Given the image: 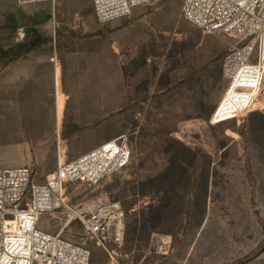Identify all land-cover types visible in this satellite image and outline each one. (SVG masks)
<instances>
[{
    "label": "rangeland",
    "instance_id": "obj_1",
    "mask_svg": "<svg viewBox=\"0 0 264 264\" xmlns=\"http://www.w3.org/2000/svg\"><path fill=\"white\" fill-rule=\"evenodd\" d=\"M30 5L0 0L2 62L11 47L18 59L42 44L27 36L17 41ZM182 5H142L103 27L91 8L68 32L57 27L56 41L50 26L58 56L62 44L67 52L69 80L80 70L76 78L86 84L71 95L64 115L57 108L58 122L52 97L54 121L39 131L23 134L20 124L4 123V111H18L20 103L0 90V168L29 167L34 181L43 182L59 159H72L73 143L90 135L124 137L129 144L132 158L120 173L93 190L80 184L66 190L75 204L103 195L124 208L125 233L114 257L93 248L76 227L62 235L84 239L91 264H264V89L246 109L223 101L228 40L184 20ZM87 89L91 100L107 101L100 123L73 122V105ZM235 112L242 116L230 120ZM212 116L222 123L211 124ZM56 218L45 215L40 227L58 233Z\"/></svg>",
    "mask_w": 264,
    "mask_h": 264
},
{
    "label": "built area",
    "instance_id": "obj_2",
    "mask_svg": "<svg viewBox=\"0 0 264 264\" xmlns=\"http://www.w3.org/2000/svg\"><path fill=\"white\" fill-rule=\"evenodd\" d=\"M21 4L57 0H17ZM98 25L132 16L134 9L162 0H91ZM184 20L208 35H222L228 45L222 76L228 86L225 97L250 107L264 89V0H183ZM58 24L52 19L56 41ZM25 38L17 32V41ZM56 60V56L52 61ZM242 115L235 112L230 120ZM211 124L221 119L211 117ZM132 151L124 137L106 141L70 161H58L53 173L35 182L29 167L0 168V264H91L92 252L81 242L62 235L75 227L93 248L116 256L125 233V211L121 202L94 195L80 203L67 198L66 190L80 184L96 189L103 181L124 170ZM54 213L58 233L40 228L45 215Z\"/></svg>",
    "mask_w": 264,
    "mask_h": 264
},
{
    "label": "crops",
    "instance_id": "obj_3",
    "mask_svg": "<svg viewBox=\"0 0 264 264\" xmlns=\"http://www.w3.org/2000/svg\"><path fill=\"white\" fill-rule=\"evenodd\" d=\"M86 1L57 0L54 9L48 2L30 3V13L27 15L29 23L26 28L20 30L24 31L29 42L32 40L40 41L41 46L26 51L18 59H16L12 47L3 53V62L0 60V69L3 70V85L0 84V90L3 88L5 92L12 93L20 103L18 111H4V123L20 124L21 127L18 129L20 133L29 134L33 130L39 131L40 125L53 123L55 114L53 113L52 97H54L56 111L58 108L61 110V116L64 115L65 111L68 110L67 105L72 98L71 95L77 92L79 86L86 84L84 77L76 78L78 75L84 74L80 70L72 72L74 80L71 83L65 68L67 52L61 43L58 56V48L52 42L50 31L53 17L61 32H68L73 29L78 18L88 13L91 8L93 10L91 4L86 5ZM66 40L68 39L66 38ZM54 56H56V60L52 61ZM55 64H57V69H55ZM89 90L86 99L83 97L82 102L73 105L74 110H71V113L75 117L74 123H100L107 117L108 104L106 99L104 101L101 99L91 100ZM56 91L59 93L57 96ZM53 92L54 96L52 95ZM82 107L87 108L79 111V108ZM56 113L58 122V111ZM9 129L11 130L12 127L9 126ZM108 140H111L108 135L102 136L99 133L90 135L78 143H73L72 147L70 145L72 148L71 160L97 148Z\"/></svg>",
    "mask_w": 264,
    "mask_h": 264
},
{
    "label": "trees",
    "instance_id": "obj_4",
    "mask_svg": "<svg viewBox=\"0 0 264 264\" xmlns=\"http://www.w3.org/2000/svg\"><path fill=\"white\" fill-rule=\"evenodd\" d=\"M36 46H37L36 44H35V45H33V46H32V48H31V50H33V49H34Z\"/></svg>",
    "mask_w": 264,
    "mask_h": 264
}]
</instances>
